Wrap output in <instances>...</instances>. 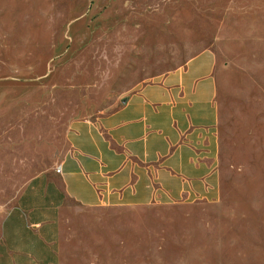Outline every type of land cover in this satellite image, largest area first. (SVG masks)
<instances>
[{
	"label": "rangeland",
	"instance_id": "1",
	"mask_svg": "<svg viewBox=\"0 0 264 264\" xmlns=\"http://www.w3.org/2000/svg\"><path fill=\"white\" fill-rule=\"evenodd\" d=\"M210 49L220 198L85 208L62 201L61 264H264V0H0V225L53 175L75 118Z\"/></svg>",
	"mask_w": 264,
	"mask_h": 264
},
{
	"label": "crops",
	"instance_id": "2",
	"mask_svg": "<svg viewBox=\"0 0 264 264\" xmlns=\"http://www.w3.org/2000/svg\"><path fill=\"white\" fill-rule=\"evenodd\" d=\"M215 63L213 51L202 50L111 111L71 120L55 173L34 176L2 219L0 264H61L64 198L90 209L216 202Z\"/></svg>",
	"mask_w": 264,
	"mask_h": 264
},
{
	"label": "built area",
	"instance_id": "3",
	"mask_svg": "<svg viewBox=\"0 0 264 264\" xmlns=\"http://www.w3.org/2000/svg\"><path fill=\"white\" fill-rule=\"evenodd\" d=\"M59 169H60V168L58 167V168L56 169V171L58 172V171H59Z\"/></svg>",
	"mask_w": 264,
	"mask_h": 264
}]
</instances>
